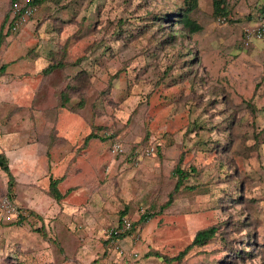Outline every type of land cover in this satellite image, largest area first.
Here are the masks:
<instances>
[{"label": "rangeland", "instance_id": "obj_1", "mask_svg": "<svg viewBox=\"0 0 264 264\" xmlns=\"http://www.w3.org/2000/svg\"><path fill=\"white\" fill-rule=\"evenodd\" d=\"M193 1L44 0L9 32L0 89L21 95L0 96V130L26 122L51 138L47 158L11 154L24 164L9 167L10 194L0 168V209L7 198L17 211L4 221L0 210V264H117L106 240L123 211L134 229L114 242L135 264H264V36H244L264 22L263 1L226 0L227 16ZM188 6L194 33L162 17ZM9 9L0 0V24ZM68 78L76 109L57 107ZM90 133L106 139L85 143ZM116 140L124 153L112 152ZM177 166L188 175L159 212ZM51 178H61L59 201ZM210 226L207 244L166 260Z\"/></svg>", "mask_w": 264, "mask_h": 264}, {"label": "trees", "instance_id": "obj_2", "mask_svg": "<svg viewBox=\"0 0 264 264\" xmlns=\"http://www.w3.org/2000/svg\"><path fill=\"white\" fill-rule=\"evenodd\" d=\"M14 1H17V0H10L9 12L4 16V18L0 24V48H1L2 44L5 43V40H6L7 36L9 35V32H10L9 26H8L7 31L4 32L3 29L5 26V21L7 19H9V14L11 11V5ZM43 1L44 0H31V4L35 7H37ZM262 1H263V3L260 6V15H261L260 17L264 18V0H262ZM225 3H226V0H212V5H213V9H214L215 14H218V16H227L229 14V12H228L229 10L223 6ZM195 4H196V0L191 2L190 6L193 7ZM190 6L183 7V8H180L178 10H174L172 12L173 15L165 13L162 17H163V19H168V21H174L175 23L178 22L181 24L182 29L186 30L188 33H194L196 30L200 29V26L197 24V22L193 18L189 17V15H188L189 11H191V9H192ZM166 15H168L167 18H166ZM7 64L8 63H3L0 66V73H3L5 71L4 68L6 67ZM58 66H61V64L60 63L51 64V65L49 64L43 71H44V73L48 74L50 71H52L54 68H57ZM75 90H77V86L73 85L68 78L64 87L60 90V93L58 95L57 107L63 108V107L69 106L71 108L73 107L76 109V107H75L76 102L72 101L75 98L74 97ZM77 105L82 106V103L77 102ZM37 138H38V136H37ZM50 138H51V134H50V136H48V138L43 137L42 139L44 141H46V139L50 140ZM91 138H99L100 140L106 139L105 137H100L94 133H90V134H87L85 136V138H84L85 143ZM49 145H50V143H49ZM146 148H147V146L143 149V151ZM118 154H122V153H115V155H118ZM147 155H149V154H147ZM0 168L8 175V189H9L8 193L10 194L12 191L11 188H12V183H13L14 177L10 172L8 159L5 156V154L2 152H0ZM174 174H176V176L178 177L177 182H176L175 187H174V190L168 194V199L164 204H162L159 212L163 211L164 209H166L167 207H169L171 205V203L173 201L174 193L179 190V187L182 185L183 179H185V177H187V175H188L187 172H185L182 168H180V166H177L174 169ZM60 181H61V178H51L50 179V193L58 201L61 200L64 196V194H62L57 187V185ZM124 214H125L124 211L121 212V218H120L119 224H118L119 227L122 226V220L121 219H122V217H124L123 216ZM153 215H154L153 213H144L140 216L139 219L141 221H146L149 218H151ZM133 229H134V226H132V224H131V227L125 231H121V230L114 231L115 233L112 232L110 238L107 239L106 242L109 243L111 238H113L115 240L121 239V238L129 235ZM216 231H217V228L215 226H210V227H206V228H202V229L197 230L196 233L194 234L191 242L184 249L179 251V253L177 255H175L171 258H167L166 260L167 261L180 260L190 251V249L192 247H194V246L200 247V246L207 244L209 242V240H211L212 237L215 236Z\"/></svg>", "mask_w": 264, "mask_h": 264}, {"label": "built area", "instance_id": "obj_3", "mask_svg": "<svg viewBox=\"0 0 264 264\" xmlns=\"http://www.w3.org/2000/svg\"><path fill=\"white\" fill-rule=\"evenodd\" d=\"M37 7L31 4V0H17L14 1L11 5V11L9 14V25L12 31H17L22 26H24L28 20L33 16L34 12L36 11ZM247 29V28H246ZM248 33L244 32V36L253 37L254 35L257 36V39L261 38L264 32V24L258 25L257 28L254 29H247ZM153 147H147L144 152L146 154H151L153 152ZM125 151L122 143L120 141H114L112 145V152L113 153H123ZM3 213L4 221H10L14 217V214L17 212L16 207L11 203L9 199H5L2 203V209H0ZM131 227V222L128 218L122 217V226L121 228L117 229L121 231H125ZM115 239L111 238L110 243L114 245L115 248L118 249V253H116V263L117 264H135V257L137 254L135 252L125 253L124 250L115 244Z\"/></svg>", "mask_w": 264, "mask_h": 264}, {"label": "crops", "instance_id": "obj_4", "mask_svg": "<svg viewBox=\"0 0 264 264\" xmlns=\"http://www.w3.org/2000/svg\"><path fill=\"white\" fill-rule=\"evenodd\" d=\"M6 71V70H5ZM7 72V71H6ZM4 88H6L5 85H3V87L0 89V96L2 97V99L9 101L8 103H14V100H16L17 98H19V94L21 95V92H19V90H17V92H12L10 93L9 89L4 90ZM18 88H15V90ZM19 120H21L19 118ZM29 121V120H28ZM27 126V127H26ZM1 130H0V152L5 153L6 157L8 159V164L10 168L13 167H19L21 168L23 166V162L21 161L20 165L18 164L19 159L17 157H12V155H16V153H20L22 151H27L29 152L32 157L33 160H36L37 158H40V156L38 157L37 152L41 153V157L43 158V156H46L47 158V154H48V146L49 143L44 141L42 138L45 137V135H47L48 133V128L46 129L44 126L38 128L35 125L23 122L22 126L20 129H16V130H10L11 128L7 127V124H1ZM26 127V128H25ZM25 128V129H24ZM44 129L47 130V133H41ZM28 130H33L35 131V134H30V132ZM22 132L24 134V142H21V144H17V145H12V140H11V135L9 134V132ZM39 132V133H38ZM40 134V135H39ZM38 136V138H37ZM57 136V135H56ZM28 138V139H27ZM31 145H36L37 149L35 152H33V150L31 149ZM25 146V147H24ZM24 147V149L17 151L18 148H22ZM40 159L37 160V162ZM46 162L49 163V160L46 159Z\"/></svg>", "mask_w": 264, "mask_h": 264}, {"label": "clouds", "instance_id": "obj_5", "mask_svg": "<svg viewBox=\"0 0 264 264\" xmlns=\"http://www.w3.org/2000/svg\"><path fill=\"white\" fill-rule=\"evenodd\" d=\"M8 22H9V19H8ZM262 23L264 24V22H261V23H259L258 25H261ZM258 25H257V26H258ZM8 26L10 27L9 23H8ZM7 29H8V27H7ZM20 29H21V28H20ZM20 29H19V30H20ZM19 30H17V31H19ZM10 31H12L11 28H10ZM17 31H12V32H15V33H16ZM263 36H264V32H263L262 37H263ZM262 37H261V38H262ZM259 39H260V38H259Z\"/></svg>", "mask_w": 264, "mask_h": 264}]
</instances>
